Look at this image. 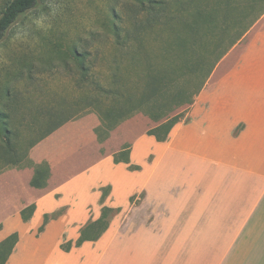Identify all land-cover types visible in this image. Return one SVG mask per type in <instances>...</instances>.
I'll list each match as a JSON object with an SVG mask.
<instances>
[{"label":"crops","instance_id":"0c3cea01","mask_svg":"<svg viewBox=\"0 0 264 264\" xmlns=\"http://www.w3.org/2000/svg\"><path fill=\"white\" fill-rule=\"evenodd\" d=\"M230 52L224 77L212 78ZM179 110L165 140L146 130L125 143L119 123L97 138L90 117L45 129L25 164L0 170V241L17 234L4 264H122L126 254L141 264L139 251L145 264H264V11ZM103 206L116 214L93 236ZM127 211L138 222L123 229Z\"/></svg>","mask_w":264,"mask_h":264},{"label":"rangeland","instance_id":"374dc122","mask_svg":"<svg viewBox=\"0 0 264 264\" xmlns=\"http://www.w3.org/2000/svg\"><path fill=\"white\" fill-rule=\"evenodd\" d=\"M5 1L0 0V10ZM186 1L37 0L34 7L19 16L0 41V112L7 114L0 115V170L25 164L24 155L32 141L54 121L70 118L79 123L90 117L101 125V118L106 123L118 120L115 132L125 143L134 133H145L158 123L152 116L168 111L174 104L148 109L145 103H138L137 111L133 108L129 111L123 104L130 90L137 99L142 92L148 93L142 89L147 73L146 56L152 57L148 62L157 66L165 55L168 61L172 60L170 55H177L180 64L181 59H188L179 43L184 41L186 45L188 41L186 30L179 24L193 8ZM214 1L195 0L200 5ZM172 14H176L174 19H170ZM222 17L217 16L219 25L223 23ZM226 22V32L211 44L218 47L217 58L229 45L231 32L236 31L231 21ZM244 41L238 44V49ZM133 55L139 59L133 61ZM237 55L230 52L229 59L224 55L212 71V78L224 77L227 65ZM174 66L178 69V63ZM173 70L168 71L169 75ZM192 84L177 85L182 96ZM170 86L168 92L174 88ZM179 108H174V112ZM126 112H132L131 116L121 119L120 115ZM5 128L11 132V149L5 144ZM95 129L97 133L101 128ZM64 132L67 133L66 129ZM41 168L48 171L44 166ZM115 214L107 212L105 222ZM117 220L126 222L124 229L130 223L137 224L138 216L132 212L130 219L127 211L118 214ZM139 253L141 264H145L144 251ZM122 264H129L128 254L123 255Z\"/></svg>","mask_w":264,"mask_h":264},{"label":"trees","instance_id":"16d2710c","mask_svg":"<svg viewBox=\"0 0 264 264\" xmlns=\"http://www.w3.org/2000/svg\"><path fill=\"white\" fill-rule=\"evenodd\" d=\"M36 3L37 0H7L4 2L0 10V41L4 37L7 29L18 19V17L34 7ZM185 3L191 4L193 8L190 12H188V17L185 19H180L181 22H179V24L181 28L186 30L187 34L185 39L188 41L186 45L184 41H179V43L181 44V52H184L185 55L187 54L188 59H181L182 64H180L178 61L180 59L177 58V55H170L172 58L170 61H168L167 56L165 55V57H161L159 66H157L152 62H148L151 61L152 57L146 56L147 62L145 65L147 68V73H145L146 77L145 82L142 85V89H147L148 93L143 94L142 92L139 99H137L130 90L123 104V106L125 105L127 109H129V111L130 108H133V110L137 111L138 103H145L148 109H163L168 103L174 104V107L168 111L152 116L154 121H158V124L154 128L147 130V134H154L158 140H165L171 127L183 117V111L177 110L174 112V108H181L184 105H190L193 103L194 96L201 89L206 77L209 75L212 69V66L224 53L225 49L219 54L220 56L217 58V54L215 52V48H217L216 44H211L216 43V38L220 39V36L226 32L228 28L226 27V21H231L232 29H236L235 33L232 32L230 37L231 39L229 41V45H231L245 33L253 21L264 11V0H215L214 3L210 2L208 4L202 5L195 2V0H188ZM177 4L179 7H181L180 3ZM219 14L223 15V23H221V25H219V22L216 20ZM248 16H250V18L246 21V17ZM170 17V19H174L176 14L170 15ZM178 17H180V15H178ZM172 21L175 22V20ZM172 21H165V24H173L171 23ZM208 35L210 36L208 37ZM213 55L216 56L215 59L212 58ZM137 59H139V57L133 55V61ZM174 59H176L175 62ZM177 63L178 69H176L174 66ZM171 65L174 66V70L173 68H170ZM168 69L173 70L170 75L168 73ZM190 74H193V77H189ZM191 79L194 80L191 81ZM187 83L193 84L190 86V90L187 89V94L182 96L181 90L177 88V85L183 86ZM170 85H174V88L168 92L167 89L171 87ZM131 114L132 112L128 114L126 112L125 114L120 115V117L121 119L124 117L126 118ZM0 115L3 117L7 116V114L2 112H0ZM113 115L115 116L116 114ZM63 121L65 120L61 119L59 121H54V123H52L50 126V129L57 127ZM105 123V120L101 118V130L107 136L109 134V130L113 129L118 124V120H115L112 123ZM46 133L47 132L43 133L42 136ZM3 135L5 136V144L11 149V139L9 137L11 135L10 129L5 128ZM122 154L124 156L123 160L127 161L128 150L124 149ZM115 162H117L116 158ZM47 174V170H44L41 167H36L31 184L35 186L42 185L43 181L41 182V179L46 177ZM102 199L103 198L101 197V200ZM29 209L30 211L28 214L24 212L21 213L23 219H27L29 217L33 209V205H30ZM109 211L115 212V209L105 206L102 207L101 215L95 222V224H100L101 228L99 229L96 227L93 236H97L100 232L102 233L106 229L108 222H105V216ZM57 214L58 213L44 214L43 222L38 228V231H42L47 220L51 217H55ZM16 239L17 234L12 233L0 241V264H4ZM83 239L84 236L81 234V236L76 241V245H80Z\"/></svg>","mask_w":264,"mask_h":264}]
</instances>
